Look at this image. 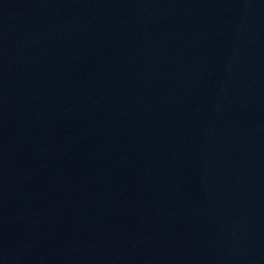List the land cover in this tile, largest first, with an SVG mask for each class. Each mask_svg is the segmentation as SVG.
I'll list each match as a JSON object with an SVG mask.
<instances>
[{
  "label": "water",
  "instance_id": "water-1",
  "mask_svg": "<svg viewBox=\"0 0 264 264\" xmlns=\"http://www.w3.org/2000/svg\"><path fill=\"white\" fill-rule=\"evenodd\" d=\"M0 264H264V0H0Z\"/></svg>",
  "mask_w": 264,
  "mask_h": 264
}]
</instances>
